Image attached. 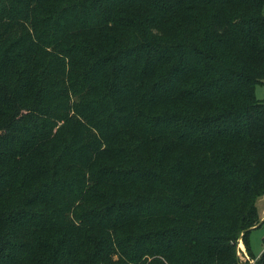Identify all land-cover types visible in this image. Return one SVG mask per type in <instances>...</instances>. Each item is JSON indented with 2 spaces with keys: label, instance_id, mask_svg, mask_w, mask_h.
I'll return each instance as SVG.
<instances>
[{
  "label": "trees",
  "instance_id": "16d2710c",
  "mask_svg": "<svg viewBox=\"0 0 264 264\" xmlns=\"http://www.w3.org/2000/svg\"><path fill=\"white\" fill-rule=\"evenodd\" d=\"M263 7L0 0V264L252 255Z\"/></svg>",
  "mask_w": 264,
  "mask_h": 264
},
{
  "label": "rangeland",
  "instance_id": "374dc122",
  "mask_svg": "<svg viewBox=\"0 0 264 264\" xmlns=\"http://www.w3.org/2000/svg\"><path fill=\"white\" fill-rule=\"evenodd\" d=\"M255 95L259 99H264V78L262 79L261 83L256 84ZM256 206L258 207V210L260 212L259 222L257 223V225H255L253 229L250 230L248 234L249 247L252 255L246 251L245 247L241 248L239 246V242H242V240H237L236 248H238L239 252H237L236 250V253L241 264H257V257L260 255L261 251L264 248V195L257 199Z\"/></svg>",
  "mask_w": 264,
  "mask_h": 264
},
{
  "label": "bare ground",
  "instance_id": "6f19581e",
  "mask_svg": "<svg viewBox=\"0 0 264 264\" xmlns=\"http://www.w3.org/2000/svg\"><path fill=\"white\" fill-rule=\"evenodd\" d=\"M239 245H240L241 248L244 247V246L242 245L241 241L239 242ZM240 247H239V248H240Z\"/></svg>",
  "mask_w": 264,
  "mask_h": 264
},
{
  "label": "built area",
  "instance_id": "2783aa9c",
  "mask_svg": "<svg viewBox=\"0 0 264 264\" xmlns=\"http://www.w3.org/2000/svg\"><path fill=\"white\" fill-rule=\"evenodd\" d=\"M237 252H239V251H238V248H237Z\"/></svg>",
  "mask_w": 264,
  "mask_h": 264
},
{
  "label": "crops",
  "instance_id": "0c3cea01",
  "mask_svg": "<svg viewBox=\"0 0 264 264\" xmlns=\"http://www.w3.org/2000/svg\"><path fill=\"white\" fill-rule=\"evenodd\" d=\"M242 243V242H241ZM242 245H243V243H242ZM240 246V245H239ZM244 246V245H243Z\"/></svg>",
  "mask_w": 264,
  "mask_h": 264
},
{
  "label": "water",
  "instance_id": "95a60500",
  "mask_svg": "<svg viewBox=\"0 0 264 264\" xmlns=\"http://www.w3.org/2000/svg\"><path fill=\"white\" fill-rule=\"evenodd\" d=\"M239 240L241 239V238H238Z\"/></svg>",
  "mask_w": 264,
  "mask_h": 264
}]
</instances>
